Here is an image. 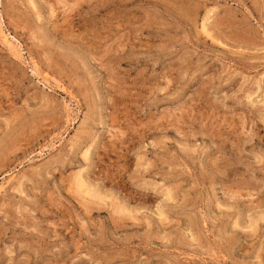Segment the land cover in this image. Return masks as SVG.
<instances>
[{
	"label": "rangeland",
	"instance_id": "374dc122",
	"mask_svg": "<svg viewBox=\"0 0 264 264\" xmlns=\"http://www.w3.org/2000/svg\"><path fill=\"white\" fill-rule=\"evenodd\" d=\"M0 264H264V0H0Z\"/></svg>",
	"mask_w": 264,
	"mask_h": 264
},
{
	"label": "bare ground",
	"instance_id": "6f19581e",
	"mask_svg": "<svg viewBox=\"0 0 264 264\" xmlns=\"http://www.w3.org/2000/svg\"><path fill=\"white\" fill-rule=\"evenodd\" d=\"M16 141V140H15ZM82 179V178H81ZM95 191V190H94ZM137 217V216H136Z\"/></svg>",
	"mask_w": 264,
	"mask_h": 264
}]
</instances>
